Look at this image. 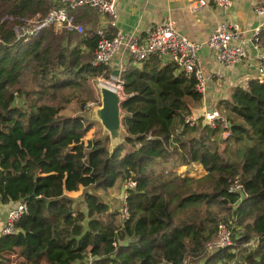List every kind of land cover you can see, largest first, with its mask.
Masks as SVG:
<instances>
[{
	"label": "trees",
	"instance_id": "trees-1",
	"mask_svg": "<svg viewBox=\"0 0 264 264\" xmlns=\"http://www.w3.org/2000/svg\"><path fill=\"white\" fill-rule=\"evenodd\" d=\"M57 5L0 0V203L26 206L15 232L0 234V264H264V81L233 86L214 127L190 125L202 99L194 77L159 54L130 58L118 75L121 141L97 130L88 139L80 95L93 98L89 81L111 74L92 64L95 29L43 28L27 40L14 31ZM80 10L97 12L74 9L78 22ZM117 181L119 219L93 191ZM220 223L231 244L207 250Z\"/></svg>",
	"mask_w": 264,
	"mask_h": 264
},
{
	"label": "built area",
	"instance_id": "built-area-1",
	"mask_svg": "<svg viewBox=\"0 0 264 264\" xmlns=\"http://www.w3.org/2000/svg\"><path fill=\"white\" fill-rule=\"evenodd\" d=\"M59 5L51 7L43 17L35 16L24 20L14 27L17 38H27L36 35L43 28H51L54 33L63 31H75L82 33L84 27L76 21L74 9L89 6L105 17L106 25L110 28L116 26L117 9L116 0H56ZM212 4L221 10L229 8L232 0H211ZM204 1L200 0L195 7L201 6ZM257 14L263 15V8L257 6ZM263 23L250 30L243 29L239 24L230 21H219L214 30L208 36L205 45L214 54V57L223 66H232L248 56V47L255 51L256 74L255 78L264 81V39L262 37ZM98 41L93 51L92 64L109 66L113 56L126 49L134 64L147 59L151 54H159L164 61L175 62L183 71L192 75L196 80L195 88L201 94L204 91L206 76L202 73L197 52L203 45L194 42L182 34L175 26L173 20L167 18L161 23L150 26L144 37L139 40L131 36H125L115 31L111 36L105 27L95 30ZM98 85H105L115 90L121 99L124 97L121 79L112 73L108 78L97 77ZM245 87V85L243 86ZM210 127L215 126L216 116H205ZM197 117L189 114L185 116V122L192 125ZM224 127L227 125L223 120ZM133 183H130L132 185ZM241 185L235 182L232 189H239ZM126 197V194H124ZM26 211L25 203L20 201L8 211L6 222L1 234L15 232L14 223ZM125 211V210H124ZM231 244V231L225 223L217 227L216 239L207 245V250L222 248ZM85 264H93L89 256Z\"/></svg>",
	"mask_w": 264,
	"mask_h": 264
},
{
	"label": "crops",
	"instance_id": "crops-1",
	"mask_svg": "<svg viewBox=\"0 0 264 264\" xmlns=\"http://www.w3.org/2000/svg\"><path fill=\"white\" fill-rule=\"evenodd\" d=\"M199 1L116 0L117 20L115 27L110 28L106 25L105 17L98 12L80 10L78 15L83 16L81 22H77L84 27V31L79 34L90 36L93 29L105 27L110 36L115 31H119L125 36L141 40L150 26L161 23L167 18L173 20L176 28L182 34L194 42L203 44L197 52V58L206 80L204 91L201 94L202 99L192 108L191 114L196 117L200 114L217 116L220 110L217 102L228 97L233 86H246L249 79L255 78L257 66L255 51L248 47V56L244 60L232 66H223L218 63L205 42L218 22L223 20L235 22L245 30L253 29L258 24L263 23L262 36L264 39V12L263 15H260L255 11L257 6H261L264 11V0H232L231 6L225 10L216 8L211 0H202L204 4L195 7ZM129 63V53L125 48H122L116 52L111 60L109 65L111 73L118 70L119 75ZM118 182L120 181H117L116 184ZM123 193L125 194V192ZM15 205L16 203H0V234L6 222L8 211Z\"/></svg>",
	"mask_w": 264,
	"mask_h": 264
},
{
	"label": "rangeland",
	"instance_id": "rangeland-1",
	"mask_svg": "<svg viewBox=\"0 0 264 264\" xmlns=\"http://www.w3.org/2000/svg\"><path fill=\"white\" fill-rule=\"evenodd\" d=\"M90 87L92 88L93 94H95L94 96L98 98V101L96 99L93 98L88 99V97L84 94L80 95V99L84 100L85 103V111H86V117H88V119L92 120L93 125L92 128L87 132L86 137L88 139H90L92 136H96L97 134H94V131L97 130L99 131L101 134H98V136H107L110 145H114L117 142H119V138L117 139H112L110 138L109 134L107 133V131L102 127L98 117H97V110L101 105L100 102V85H98V80L97 78L92 79L89 81ZM80 100H73L70 105L74 106V108H79L80 106ZM204 114H200L198 117L199 118H204L205 116H203ZM209 115V114H208ZM218 116V114H217ZM206 120V119H205ZM121 141V140H120ZM188 169H190V172L192 173V171H194V165H189ZM193 174V173H192ZM196 176L199 175V173H195ZM126 184H122L121 182H118L113 188L107 190V191H102V190H95L93 189V191H95V193L101 198V200L106 201L109 205V210L113 211V212H117V217L119 219L121 213L124 211V202H125V197H124V190H125ZM123 188V189H122ZM123 190V191H122ZM78 193H71V195L76 196ZM208 254L210 251H206ZM7 264H19V260L17 259V257L15 255L13 256H9V261L7 262Z\"/></svg>",
	"mask_w": 264,
	"mask_h": 264
},
{
	"label": "water",
	"instance_id": "water-1",
	"mask_svg": "<svg viewBox=\"0 0 264 264\" xmlns=\"http://www.w3.org/2000/svg\"><path fill=\"white\" fill-rule=\"evenodd\" d=\"M112 74L117 76L118 70L113 71ZM99 89H100L101 105L96 111L97 117L102 127L109 134L110 138L112 139L119 138L120 141L123 136V129L121 126L122 99L115 90L105 85H101Z\"/></svg>",
	"mask_w": 264,
	"mask_h": 264
}]
</instances>
